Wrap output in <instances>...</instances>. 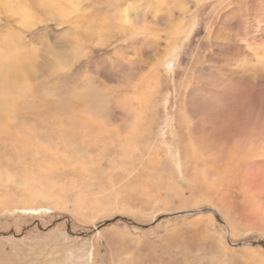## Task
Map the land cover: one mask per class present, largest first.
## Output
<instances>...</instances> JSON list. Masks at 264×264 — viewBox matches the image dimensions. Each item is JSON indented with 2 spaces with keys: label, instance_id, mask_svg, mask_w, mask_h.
Listing matches in <instances>:
<instances>
[{
  "label": "rangeland",
  "instance_id": "rangeland-1",
  "mask_svg": "<svg viewBox=\"0 0 264 264\" xmlns=\"http://www.w3.org/2000/svg\"><path fill=\"white\" fill-rule=\"evenodd\" d=\"M20 1L0 2V264H264V0Z\"/></svg>",
  "mask_w": 264,
  "mask_h": 264
},
{
  "label": "bare ground",
  "instance_id": "bare-ground-1",
  "mask_svg": "<svg viewBox=\"0 0 264 264\" xmlns=\"http://www.w3.org/2000/svg\"><path fill=\"white\" fill-rule=\"evenodd\" d=\"M83 1V0H82ZM0 2H3L2 4H5V5H9L10 7H12L13 8V10H16V8L18 7V6H20V5H22V3H23V1H22V3H21V1L20 0H0ZM78 3H79V0H71V1H69V0H38V4H39V6H43L44 8L43 9H45V10H47L48 12V14H50L51 16H52V14H51V12H55V13H57L58 15H60V13H58V12H63V14L64 13H67L68 15L70 14V13H68V12H66V11H69L68 9L66 10V11H63L64 10V5L65 4H67L71 9H76L77 8V5H78ZM36 4H37V2H36ZM49 6V7H48ZM68 8V7H67ZM129 8H130V10H128L127 8H126V10L128 11L126 14H124L123 16H121V20L122 21H128L127 23H129V22H131V21H133L134 19H132L130 16L128 17L127 15H128V13L129 14H131V16H133L134 15V18H137L136 17V15H138V12L137 13H135L137 10L136 9H134L131 5H129ZM48 9H50V11L48 10ZM52 10V11H51ZM126 10H123V11H121L120 12V14L121 13H125V11ZM70 11H72V10H70ZM135 11V12H134ZM73 12V11H72ZM71 12V13H72ZM76 12V11H75ZM54 13V14H55ZM74 13V12H73ZM72 13V14H73ZM56 14V15H57ZM76 14V13H75ZM57 15V16H58ZM61 16V15H60ZM65 16V15H64ZM67 16V15H66ZM70 16V15H69ZM120 16V15H119ZM139 16V15H138ZM52 17H55V15L54 16H52ZM140 17V16H139ZM57 18V17H56ZM58 18H59V16H58ZM61 18L62 19H66L67 17H63V16H61ZM124 18V19H123ZM93 19V18H92ZM97 19V18H96ZM29 20V19H28ZM55 20H57L58 21V19H55ZM76 20H79V19H76ZM93 20H95V19H93ZM63 21V20H62ZM61 21V19H59V22H62ZM71 21H72V19H71ZM77 22V21H76ZM119 22H121V21H119ZM124 23H126V22H124ZM136 23H138V22H136ZM95 24V23H94ZM121 24H122V22H121ZM27 25V24H26ZM102 28V27H101ZM101 28H99V30L101 29ZM135 28V27H134ZM146 28H147V26H146ZM97 29V28H96ZM103 39V38H102ZM169 40L174 44V43H176V42H178V37H176V36H171V37H169ZM9 43V42H8ZM170 43V42H169ZM101 44H103V42L101 43ZM171 44V43H170ZM169 44V45H170ZM173 44H171V45H173ZM168 46V45H167ZM8 48H12L11 46H8ZM255 50V49H254ZM261 55V54H260ZM259 55V56H260ZM41 56H43V55H41ZM44 56H50V57H52L53 59L51 60V59H47V60H43L44 61V65L45 66H49V65H51V63H57L56 65L57 66H54V64H53V68H54V70H55V72L56 71H58L57 73H59V72H62V70H64V69H66L67 68V61H65V60H68V59H65L64 58V56H62V55H59V54H56L55 55V53L53 54V52H52V54L51 53H49V52H47L46 54H44ZM50 57H47V58H50ZM43 59H46V58H43ZM173 60L174 59H168V58H164V56L160 59V61L159 62H161V64L159 63V66L161 67L160 69H164L165 67H170V66H172V62H173ZM262 60V59H261ZM5 62H6V64L7 65H9V66H14V64L12 63V61H11V59H10V57L8 56V58L5 60ZM31 66H34V64H25V65H23V64H20L19 65V70H20V72L18 73V74H15V75H11V79L13 80V82L15 83V85H16V87H17V89H18V91L20 92V91H22V88H21V85L23 84V83H31V85L29 86L31 89L32 88H34L35 86L34 85H32V84H35V83H37L38 81H37V79L36 78H33V76L31 75V74H29V71L31 70V69H34V68H31ZM45 66H43L44 68H45ZM129 66V65H128ZM3 67V64L0 62V69ZM36 67V66H35ZM51 66H49V68H50ZM66 67V68H65ZM43 69V68H42ZM41 69V70H42ZM36 70H37V68H36ZM41 70H38V72H37V74L38 73H41L42 71ZM170 70V69H169ZM172 70V69H171ZM27 72H28V74H27ZM198 72V71H197ZM61 74V73H60ZM129 75H130V73H128ZM154 74H155V76H154ZM203 74H204V76L206 77V78H208V79H211V80H214V81H217L216 83H218V81H220L221 79H220V77H218L217 75H210V74H208V73H204L203 72ZM13 76H16V77H13ZM151 76L152 77H154V78H157L158 79V75H157V73L156 72H154V73H152L151 74ZM245 77H247V76H245ZM9 78H10V76H9ZM150 81V80H149ZM207 81V80H206ZM210 82V81H209ZM215 83V82H214ZM224 84H227V83H225V82H223ZM249 83V82H248ZM44 84V83H43ZM25 85V84H24ZM42 85V84H41ZM154 85H156V83H154ZM23 86V85H22ZM6 87H10V88H15V87H13V86H7L6 84H3V83H0V91L2 92V88L3 89H5ZM25 87V86H24ZM43 88V87H42ZM41 88V89H42ZM157 88H158V86H157ZM24 89V88H23ZM139 91H144V89L142 88H140V89H138ZM23 91H25L26 92V94H27V91H29V89H25V90H23ZM6 91H4V93H5ZM150 92H152V90H150ZM25 94V95H26ZM33 94V93H32ZM31 94V95H32ZM24 95V96H25ZM34 96V95H33ZM146 96H149V93H148V89H146V91L143 93V97H146ZM25 97H27V96H25ZM32 97V96H31ZM86 98V97H85ZM94 98V97H93ZM191 98H193V94H192V96H191ZM222 98H224V97H222ZM27 99V98H26ZM7 100V99H6ZM89 100V99H88ZM87 100V101H88ZM220 102V101H219ZM210 105H213L216 109H219L220 111H221V108H224L225 107V105H221V104H219V103H216V104H210ZM83 106V105H82ZM73 107H75V106H73ZM71 109V108H70ZM80 110H82V109H80ZM214 110V109H213ZM71 111V110H70ZM193 112H194V114L195 115H199V114H204L206 111H202V110H200V109H198V108H194L193 109ZM224 112V111H223ZM16 113V112H15ZM84 113V112H83ZM87 113H88V111H87ZM215 113V112H214ZM206 114V113H205ZM84 115V114H83ZM78 116V115H77ZM76 116V117H77ZM210 116V115H209ZM208 116V117H209ZM218 116V115H217ZM83 117V116H82ZM215 117V116H214ZM213 117V118H214ZM81 118V117H80ZM86 119V118H85ZM79 120V119H78ZM77 122V121H76ZM80 121H78V123H79ZM97 122V121H96ZM77 123V124H78ZM71 124V123H70ZM79 124H81L80 126L82 127V128H84V129H93V121L91 120V119H86V120H84V121H82V122H80ZM75 125V124H74ZM73 125V126H74ZM79 126V127H80ZM95 127V130H96V132L98 133V130L100 129L97 125L96 126H94ZM199 130V127L197 126L196 127V129L195 130ZM81 130V129H80ZM79 129H75L74 130V132H75V134H77L79 137H80V131ZM94 130V129H93ZM92 131V130H91ZM200 131V130H199ZM4 131H0V134L1 133H3ZM90 132V131H89ZM95 132V133H96ZM94 133V132H93ZM194 133V132H193ZM198 133V132H197ZM88 134V133H87ZM91 134V133H90ZM71 135V134H70ZM83 135V134H82ZM89 135V134H88ZM96 135V134H95ZM73 136V135H72ZM248 137H250L251 138V136H249L248 135ZM90 138H91V136H90ZM93 138V137H92ZM241 141L240 142H238V148L237 149H240L241 151H244L245 150V148L247 147V145H248V142H249V140H247L246 138L245 139H240ZM250 141H251V139H250ZM219 143V142H218ZM63 144V143H62ZM5 147V146H4ZM197 147V146H196ZM232 148H233V146H231ZM249 147V146H248ZM231 148V149H232ZM221 149V148H220ZM226 149V148H225ZM224 150V149H223ZM231 162V161H230ZM214 163V162H213ZM211 164V163H210ZM215 165V164H214ZM214 167V166H213ZM214 168H216V167H214ZM232 169V168H231ZM224 171V170H223Z\"/></svg>",
  "mask_w": 264,
  "mask_h": 264
}]
</instances>
